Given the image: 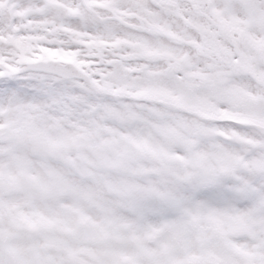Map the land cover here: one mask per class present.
<instances>
[{"label":"snow or ice","instance_id":"1","mask_svg":"<svg viewBox=\"0 0 264 264\" xmlns=\"http://www.w3.org/2000/svg\"><path fill=\"white\" fill-rule=\"evenodd\" d=\"M0 264H264V0H0Z\"/></svg>","mask_w":264,"mask_h":264}]
</instances>
